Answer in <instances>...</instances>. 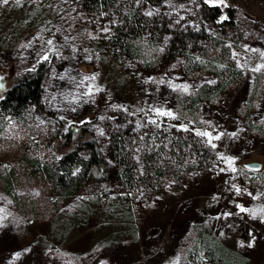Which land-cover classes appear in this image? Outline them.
Returning <instances> with one entry per match:
<instances>
[{
    "label": "rangeland",
    "instance_id": "374dc122",
    "mask_svg": "<svg viewBox=\"0 0 264 264\" xmlns=\"http://www.w3.org/2000/svg\"><path fill=\"white\" fill-rule=\"evenodd\" d=\"M204 2L237 11L241 34L226 29L238 41L234 60L243 77L190 113L181 99L216 86L213 74H188L173 63L133 77L113 56L102 15L75 0H0V100L16 77L40 62L50 67L48 109L0 120V264H210L205 253L193 257L202 239L217 258H228L226 243L245 264H264V174L244 166L264 164V0ZM187 3L197 8V0ZM117 112L143 129L151 122L195 133L217 162L181 184L166 180L156 196L137 193L133 209L116 205L124 193L99 178L58 199L29 161L57 160L72 149L63 148L68 130L77 133L92 118L104 147L119 129L106 117ZM8 175L15 196L5 187Z\"/></svg>",
    "mask_w": 264,
    "mask_h": 264
},
{
    "label": "trees",
    "instance_id": "16d2710c",
    "mask_svg": "<svg viewBox=\"0 0 264 264\" xmlns=\"http://www.w3.org/2000/svg\"><path fill=\"white\" fill-rule=\"evenodd\" d=\"M75 1L82 10L108 19L111 52L131 76L173 63H180L188 74H213L218 80L216 86L205 85L197 96L181 99V104L191 105L184 106L190 113L198 109L202 100L216 97L242 81L243 72L234 60L238 41L226 29L230 27L241 34L233 7L210 5L204 0H197L193 11L188 0ZM179 12L185 16L176 20ZM49 71L50 67L40 62L33 70L16 77L13 87L0 100V120L7 116L25 119L33 112L47 110L44 91ZM135 118L120 112L106 117L107 125L119 129L108 136L104 147L93 131L94 118L80 125L77 133L69 129L63 148L72 149L62 151L50 163L29 161L32 171L29 170L41 174L52 185L55 196L64 201L74 197L91 179L114 181L124 193L114 202L127 210L133 209L137 193L156 196L170 178L181 184L192 171L211 172V163L217 162L216 150L201 137L183 128L166 131L163 123L154 126L149 122L150 129H143ZM258 174H264V168ZM5 187L15 196V181L9 175ZM204 244L203 239L199 241L193 257L205 253V261L210 264L246 263L226 243L228 258L221 259L212 247Z\"/></svg>",
    "mask_w": 264,
    "mask_h": 264
},
{
    "label": "water",
    "instance_id": "95a60500",
    "mask_svg": "<svg viewBox=\"0 0 264 264\" xmlns=\"http://www.w3.org/2000/svg\"><path fill=\"white\" fill-rule=\"evenodd\" d=\"M244 166L252 172H259L262 170V168L264 167V164L262 162H249L244 164Z\"/></svg>",
    "mask_w": 264,
    "mask_h": 264
}]
</instances>
